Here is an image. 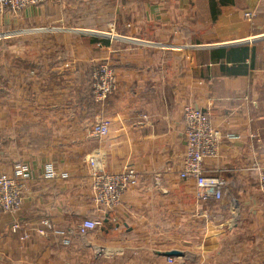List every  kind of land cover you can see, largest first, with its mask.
<instances>
[{
	"label": "crops",
	"instance_id": "crops-1",
	"mask_svg": "<svg viewBox=\"0 0 264 264\" xmlns=\"http://www.w3.org/2000/svg\"><path fill=\"white\" fill-rule=\"evenodd\" d=\"M2 36L16 51L2 55L0 174L20 165L35 180L19 212L0 213V264H264V0H47L0 15ZM104 61L117 79L100 105ZM187 105L222 135L204 166L225 183L219 202L178 176ZM96 152L139 173L112 212L93 202ZM88 219L103 226L83 235Z\"/></svg>",
	"mask_w": 264,
	"mask_h": 264
},
{
	"label": "built area",
	"instance_id": "built-area-1",
	"mask_svg": "<svg viewBox=\"0 0 264 264\" xmlns=\"http://www.w3.org/2000/svg\"><path fill=\"white\" fill-rule=\"evenodd\" d=\"M45 1L47 0H0V15L8 12L17 14ZM252 17V13L245 15L247 19ZM116 79V71L108 61L100 63L94 69L91 74L90 88L95 103L104 105L108 102L114 92ZM183 118L186 152L178 176L180 179H192L195 182L196 196L199 201L219 202L223 198L225 183L221 179L208 177L204 166L206 161L219 157L222 135L214 127L210 114L202 109L187 105L183 109ZM108 133L109 128L106 123L100 122L94 126L93 134L96 138H104ZM228 137L235 138L231 135ZM88 162L94 205L103 212L116 210L121 205L125 192L139 184V173L129 165L120 172L108 171L104 159L98 152L92 154ZM42 178L52 180L58 178V174L53 168L48 167ZM34 180L35 177L22 169L20 165L16 167L12 175L0 174V213L19 212L28 184ZM258 184L264 193V167L259 169ZM43 225L46 228H52V224L48 221H44ZM102 226V219H88L79 226V231L85 235ZM20 228V224L16 223L11 231L16 233Z\"/></svg>",
	"mask_w": 264,
	"mask_h": 264
},
{
	"label": "rangeland",
	"instance_id": "rangeland-1",
	"mask_svg": "<svg viewBox=\"0 0 264 264\" xmlns=\"http://www.w3.org/2000/svg\"><path fill=\"white\" fill-rule=\"evenodd\" d=\"M253 17H254V14H253ZM252 17V18H253ZM251 20V19H250ZM5 36H2V38H0V85H1V83H2V77H1V68H2V66H4V67H6V65L8 64V63H10L11 61H8V62H6V59L4 58V57H2V55L4 54V52L5 53H7V51H8V48L10 47V49H13L14 50V48H16V46L15 45H7V39L6 38H4ZM12 50V51H13ZM11 51V50H10ZM11 51V52H12ZM16 50H14V52H15ZM2 58H3V60H2ZM12 64L15 66V68L14 69H16V67H17V61H15V58L14 59H12ZM99 65V64H98ZM98 65H96L95 67H94V69L98 66ZM94 69H93V71H94ZM5 78H6V76H5ZM4 80H6V79H4Z\"/></svg>",
	"mask_w": 264,
	"mask_h": 264
},
{
	"label": "trees",
	"instance_id": "trees-1",
	"mask_svg": "<svg viewBox=\"0 0 264 264\" xmlns=\"http://www.w3.org/2000/svg\"><path fill=\"white\" fill-rule=\"evenodd\" d=\"M229 0H221L222 3L228 2Z\"/></svg>",
	"mask_w": 264,
	"mask_h": 264
}]
</instances>
